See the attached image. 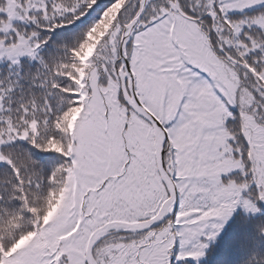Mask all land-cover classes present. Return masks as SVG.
I'll return each instance as SVG.
<instances>
[{
    "label": "snow or ice",
    "instance_id": "6c2138e0",
    "mask_svg": "<svg viewBox=\"0 0 264 264\" xmlns=\"http://www.w3.org/2000/svg\"><path fill=\"white\" fill-rule=\"evenodd\" d=\"M0 264H264V0H0Z\"/></svg>",
    "mask_w": 264,
    "mask_h": 264
}]
</instances>
